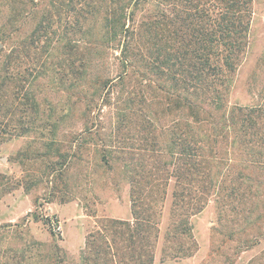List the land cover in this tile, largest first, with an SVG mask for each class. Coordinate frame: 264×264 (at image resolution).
<instances>
[{"label":"rangeland","instance_id":"rangeland-1","mask_svg":"<svg viewBox=\"0 0 264 264\" xmlns=\"http://www.w3.org/2000/svg\"><path fill=\"white\" fill-rule=\"evenodd\" d=\"M150 2L149 13L156 12L155 2ZM165 8V47L175 63L183 46L180 37L192 30L197 35L198 21L195 18L193 27L183 31L180 1L166 0ZM113 9L112 0H0V67L9 61L7 75L15 78L16 72L26 71L27 83L32 84L30 107L26 91L19 92L13 89V81L8 82L10 106L5 117L0 115V134L6 136V129L11 133L21 132L23 126L33 128L21 136L8 134L0 145V264H103L89 250L88 234L113 221L133 224L134 181L141 182L138 187L145 191L153 184H163L151 264H264V223L255 222L259 215L264 218V163L261 167L259 157L244 152L246 143L232 147L228 140L221 145L217 188L226 196L234 186L235 197L221 203L209 200L190 219L192 237L175 238L167 228L173 219L175 176L183 172V161L172 155L171 131L173 126L181 130L183 116L170 112L161 93L144 102L136 99L133 106L120 104L116 111L102 95L92 112L83 113L77 97L87 92L88 81L95 74L103 73L104 58L93 51L102 50L98 44H102L104 19ZM159 35L151 46H141H150L155 52ZM249 40L234 77L230 105L260 102L264 0H256ZM20 42L24 57L14 53L8 60L6 56ZM93 65L99 68L94 71ZM34 68L39 75L36 80H32ZM53 69L61 71L62 80L54 76L57 82L48 83ZM131 91L132 87L126 89L122 98ZM84 124L91 132L81 140ZM50 129L56 133L54 140L45 138ZM263 145L257 140L253 149L258 151ZM56 147L66 151L65 158L52 153ZM62 162L65 167L60 171ZM252 223L261 227L254 237V231L247 228ZM115 227L127 238L125 225ZM120 242L124 248L119 254L124 259H139L134 255L135 243L131 248L125 239Z\"/></svg>","mask_w":264,"mask_h":264},{"label":"trees","instance_id":"trees-1","mask_svg":"<svg viewBox=\"0 0 264 264\" xmlns=\"http://www.w3.org/2000/svg\"><path fill=\"white\" fill-rule=\"evenodd\" d=\"M153 1L155 5L152 7H157L154 9L156 12L149 13L150 0H112L116 9L104 19L102 44H98L102 50L95 48L93 51L94 55L104 58L103 73L95 74L91 82L88 81V93L77 97V100L83 105V113H90L99 98L104 95L106 103L112 105L116 111L120 104L133 106L137 103L136 99L144 102L145 99H155L157 94L161 93L160 97L163 95L170 112L183 116L181 130L180 127L173 126L174 130L171 131L172 155L182 159L183 172H178L175 176L171 213L173 219L167 232L169 235H175V238H191L190 219L201 211L209 200L214 198V201L221 203L223 199L225 202L229 196L235 197L234 194H237L234 186L226 196L217 188L221 145L231 140L229 143L234 147L242 141L246 143L244 152L250 156L256 155L255 158L259 157L257 162L261 167L264 163V145L258 151L253 149L257 140L264 142V83L258 92V104L240 106L230 105L228 101L234 77L250 45V27L256 0H179L185 22L183 31L184 28L190 30L193 27L195 18L198 21V30L197 35L192 30L180 37L183 46L175 58V63H171L165 47L168 18L166 0ZM193 10L197 11L196 14H193ZM158 34L160 35L157 44L160 42V46L153 52L150 46ZM187 36L189 39L185 45ZM141 43L150 46L142 47ZM14 53L17 57H24L22 42L18 43V49L6 58L11 60ZM8 65L9 61L0 67L1 117L6 116L4 114L10 106L7 100L10 80L13 81V89L26 91V101L29 104L32 101L29 92L32 84L27 83L26 71L16 72L15 78H12L7 75ZM96 67L93 65L92 70L96 71ZM31 72L34 75L32 80H36L39 77L37 68L31 69ZM60 73V70L53 69L52 79L48 83H53L56 79L62 80ZM54 76L57 78L54 79ZM131 87L132 91L128 92L126 98H122L124 91ZM89 88H92V92ZM30 111L31 109L26 111L28 119ZM32 129L23 126L18 130L21 132L12 130L15 132L10 133L11 130L6 129L3 133H6V136H21L33 131ZM51 130L46 131L45 138L54 140L56 133ZM81 132L83 133L80 134V139L91 131L85 125ZM6 136L0 134V145ZM73 137L74 135L71 139ZM52 153L56 154L58 159L66 157V151L58 147ZM105 157L104 154V163L107 165L108 160ZM59 166L60 171L65 167L63 162ZM2 178L3 176H0V179ZM140 183H132L133 224L113 221L109 222L108 226H102L88 234L87 246L94 258L102 260L103 264L152 263L154 239L157 240L159 234L157 226L164 198L163 184H153L145 191L144 188L138 187ZM243 212L240 211V217ZM258 221L264 223V218L259 215L255 222ZM116 225L127 227V238L122 236L124 231L115 227ZM247 228L254 231L253 237L255 233L259 235L261 229L254 223L249 224ZM122 239L128 241L131 248L135 243L134 255L139 261L126 260L119 254L124 248L120 245ZM93 263L96 264V261Z\"/></svg>","mask_w":264,"mask_h":264}]
</instances>
